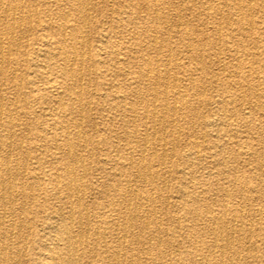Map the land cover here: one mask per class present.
I'll return each instance as SVG.
<instances>
[{"label":"rangeland","instance_id":"1","mask_svg":"<svg viewBox=\"0 0 264 264\" xmlns=\"http://www.w3.org/2000/svg\"><path fill=\"white\" fill-rule=\"evenodd\" d=\"M129 1L135 2L136 0H116V2L115 0H94V7L90 9L91 20H89L88 26L85 28L87 32L85 33L88 35L87 44L89 48V51L85 53L87 54L85 60L87 58L88 60H84L82 66L79 67L80 75L83 78L79 86L83 103L86 100L84 103L85 120L83 122L77 121V123L81 132H83V138L85 137L89 141L82 152L84 170L76 167V173L84 176L83 183L89 188V190L86 189L84 197L85 207L89 211V221L83 227V230L86 231L84 233H87V235L85 249L82 248V252L84 250V252L91 253L94 262L98 264L99 259L100 262L106 261V257L110 255L109 250L116 244L114 238H110L109 232L112 228H108L105 225L106 216H103V212H108L105 207L106 203H114L113 205L116 209L121 208V201L115 188L117 178H114L115 176L113 177L112 173L113 169L117 165H122V163L127 176L130 175L131 171L134 172V168L125 167V164H127L126 158L129 156L134 162L133 165L139 159L140 161L145 159L149 161L152 169L158 170L156 171L158 176L154 177L153 181H149L142 178L141 173L143 170L140 167V180L131 182L136 184L135 189L141 194L140 219H133V221L127 222L126 225L130 223L129 229L131 228V230H129L127 238L123 239L122 242L124 244H122L124 248H130L127 251L128 255L132 254L140 262L134 261L133 264H158L160 258L173 257L174 259V256L179 258L177 261L173 260L174 264L197 262L198 256L191 254V248L194 244L199 249L204 246L205 255L218 258L219 250L215 247H209L212 237L210 229L216 227L215 223L206 221L203 225L198 226L196 212L201 211L200 213L203 215L208 207L216 211L223 205L232 207V209L235 208L238 213L239 211L241 212L240 215L242 216V218H239L240 220L235 221L229 217L230 214L223 216L224 221L222 223L226 227L224 228L225 232H228L230 239H233L230 241L229 248L222 254L224 264H264V0H137L141 7L138 13L135 9L133 11L130 10L126 14H120L117 19L114 12L115 8L119 4H128ZM11 2L12 4H19L21 1L12 0ZM51 2L53 0H23L24 4H28L29 10L25 8L24 12L15 13V17L22 16L24 22L21 26L18 23L19 28L17 27L12 35H8L10 38L7 41L13 40H11L12 44L10 43L12 46L10 53L6 55L7 58L5 56L3 58L5 63L7 61L8 72L6 71L4 76H0V87L3 89V94L0 96L2 121L6 122V119L10 118L18 125L12 128L11 136L8 137L10 139L0 137L4 143L3 153H7L10 159H14V161L19 163L16 167L9 170L10 174H15L12 184V192L15 191V196L13 197L15 201H11V210L9 209L12 215L5 217L3 224H1L3 227L0 229V243H5L6 245L7 258L9 257L10 261L17 262L18 257L20 264H35L34 260L36 254H38V252L36 253L37 250H34L35 245L38 242L39 245L40 243L49 242V237L52 233L46 231L42 218L48 212V207L52 201L53 205L57 204L56 199L53 198L54 196L49 195L51 194L50 188L52 185L49 183L48 177L42 178L38 182V180L30 178V176L25 178L21 173H27L31 170V167L35 166L36 168L40 166L44 171L50 170V166L54 164L53 161H56L51 154H54L58 161H67L63 152L60 149L56 150L55 146L51 147V151L44 150V148L41 149L38 146L41 138L43 139L46 134L43 132V125H47V122L51 124L55 117L42 113L39 104L42 101H47L50 93L39 88V91L34 92L36 94L34 98L29 99L24 95L26 84L29 81L39 87L42 85L40 73L33 72L34 64H44L40 60V56L36 55L39 45L35 41L41 35L40 33H47L51 39H56L59 33V29L56 26H52L51 29L41 30L35 24L36 21L33 22L25 18H28L27 15L30 13V16L34 19L35 17H51L54 20H59V14L62 11L76 13L70 4V0H59L58 4H51ZM237 3L240 4L238 5ZM240 5L242 8H239ZM7 21L11 22L12 20L8 17ZM28 27L30 30H28ZM176 29L177 32H175ZM70 36L72 37V35ZM153 37L158 41V44L161 42L160 45L162 47L159 45L157 47L151 46L150 43L154 40ZM16 38L20 39L17 40ZM23 41H25V45ZM16 42L22 43L18 45ZM68 44L69 42L66 46ZM112 45L113 48H111ZM116 55V58L121 59L119 60L121 63L128 62L132 65L131 68L122 67L124 69L120 70L122 71L121 73L130 69L134 72L140 71L141 74L149 60L153 64L158 61L157 64L159 70H162L161 73L165 74L167 69L169 80H173L172 82L176 86L171 91L169 89L166 92L167 94H163L165 98L160 99L167 102L162 110H167L164 114V126L161 124L156 125L149 116L144 114L147 108L161 110L159 104L164 102L158 100L153 103L150 100L151 87L141 77L140 84L138 82L130 84L136 89L139 87L140 90V107L139 110H135L140 111V120L137 123H133L131 119H128L132 117L128 108H138L136 101H133L134 97L127 96L121 104V106H124H119L117 109L110 108L111 100L103 98V93L110 90L108 81L113 78L114 74H118V68L123 66L115 64L114 60L116 58L114 57ZM175 56H178V58H174ZM18 59L20 62H18ZM173 60L176 61L173 62ZM48 75L53 78L56 76L50 73ZM135 75L136 73L133 74V76ZM132 81L133 78L129 79V82ZM163 87L162 83L158 85L157 89L162 91L164 90ZM74 96L68 95L63 98L65 100L69 98L70 102H72L75 101ZM110 99L114 100L112 97ZM172 108L176 109V112ZM68 111L69 109L65 114L62 112V114L60 112L57 114L62 115L59 117L60 121H65L68 128L72 130L76 116L74 110ZM184 118L185 120L183 121ZM152 123L158 128L159 132H157V135L161 133L160 136L164 138L165 146L163 149L161 147H157L158 150L157 148L153 149L157 156H162L165 159L164 165H161L157 159L152 162L149 160V152L153 151L152 147L150 144L144 146L141 140L145 134L150 136L151 132L145 131V129ZM135 125L139 128L140 133V155H138L139 147L125 133L134 128L133 126ZM52 127L54 126L52 125ZM54 131H58V129ZM195 136L196 139H194ZM45 137L50 140L53 135L50 133L45 135ZM193 139L196 141H193ZM21 140L23 142L20 144L19 141ZM130 152L131 154H127ZM226 153L227 155H225ZM104 158L108 159L109 162L107 161L104 164L103 171L98 169V165L100 164L102 167ZM170 161L172 164H170ZM15 169L16 171H14ZM57 172L61 174L59 166ZM109 172L112 175L108 176ZM98 182L99 185L104 186L97 188L95 183ZM21 189L22 191H20ZM240 189H244L243 195L238 192ZM28 191L29 194L34 193L32 199L26 196ZM225 192L227 195H224ZM147 195L154 197L155 209L154 207L150 209V203L145 199ZM1 198L3 199V196L1 197L0 195ZM99 210H102V212ZM122 210H125L124 207ZM0 211L2 210L0 209ZM145 211L148 212V216ZM159 211L161 214H159ZM115 213L108 212L110 215L108 219L111 218L112 222L117 223L118 220H116ZM4 222L7 224L12 222L15 227L9 231L6 228L7 224L5 225ZM240 223L241 227L239 226ZM26 226L28 227L26 228ZM165 227L166 229H164ZM201 227H204L203 231L200 229ZM76 228L77 226H75ZM96 228L101 233L107 232L106 237L103 236L105 238L103 240L106 241L108 249L102 246L99 241H95L92 238L93 236L91 237L93 233L91 230H96ZM27 229L29 232H27ZM156 229H159V232H156ZM197 232L199 235H197ZM134 236L138 237V240L135 237L137 241L133 240ZM22 252H24L23 255ZM95 257H97L96 260ZM0 264H4L1 261V254Z\"/></svg>","mask_w":264,"mask_h":264},{"label":"bare ground","instance_id":"2","mask_svg":"<svg viewBox=\"0 0 264 264\" xmlns=\"http://www.w3.org/2000/svg\"><path fill=\"white\" fill-rule=\"evenodd\" d=\"M12 0H0V76H4L6 71H7V61L6 63L3 61V58L6 55H8L12 49L11 46V40L7 41L8 35H12L16 28L18 27V23L19 26H21L24 22V18H22V16L19 15V17H15V13L17 12H24L25 8L27 10H29V6L28 4H24L23 0H16V1H21L19 4H12L11 2ZM34 1V0H32ZM59 0H53V2H51V4H58ZM64 1V0H63ZM67 1V0H66ZM69 1V0H68ZM107 1V0H105ZM159 1V0H158ZM164 1V0H163ZM169 1V0H168ZM182 1V0H181ZM109 2V1H108ZM116 2V0H115ZM154 2V1H153ZM166 2V1H165ZM188 2V1H187ZM208 2V1H207ZM238 2V1H237ZM27 3V1H26ZM62 3V2H61ZM180 3V2H179ZM194 3V2H192ZM50 4V3H49ZM70 4L72 5L74 11L76 13H70V12H60L61 14H59V20H54L51 17L46 18H40V17H35V9H34V18H32L29 13V15H27L28 19L30 21H36L35 24L37 26L40 27L41 30H45L46 28L51 29L52 26H56L59 29V33H58V37H56V39H51L50 35H48L47 33H40L41 35L39 36V38L37 39V41H35L36 44L39 45V48L36 52L37 56H40V60L44 62V64L40 63V64H34V69L33 72L34 73H40L41 77H42V85L41 87L35 85L33 82L29 81L26 84L25 87V91H24V95L26 98H34V92L39 91V88H42L43 90L47 91L50 93V96L48 98L47 101H42L40 104L42 113H44L45 115L48 116H55L54 119L52 120V123H48L47 125H43L44 127L43 132H45L47 134H52L53 137L50 138V140H48L45 135L43 137V139L41 138V142L39 143V147L42 149L44 148V150L47 151H51L52 148L54 147L56 150L60 149L65 158L67 159V161H58V159L53 155V159H55L56 161H53V165L50 166V170L48 171H44L41 169V167H31V170H29V172L24 173L21 175H23L25 178H32L35 180H38V182L41 181L42 178L48 177L49 178V183L52 185V187L50 188V192L52 195L54 196L53 198L56 199L57 204L53 205V201L50 203L49 207H48V212L45 213L44 217L42 218L43 223H45V228L46 231H50L52 234H50L49 237V242L45 243V244H41L39 245V242L35 245L34 250H37L36 253L38 252V254H36V258L34 260L35 264H97V262L95 263L93 260V256L91 255V253L89 252H82V248H84L85 246V240H86V235L87 233H84L85 230H83L84 225H86L89 221V211L88 208L85 207V202H84V197H85V193H86V189L89 190V188L87 187V185H85L83 183V175H78L76 173V167L81 168L82 170H84V162H83V156H82V152L85 149V146L87 144V142L89 141V139L87 140L85 137V139L82 136L80 127L77 123L78 122H83L85 120V111H84V103H83V98H82V92L80 89V84L83 80L82 76L80 75V69L79 67L82 66L84 60H85V56L87 54L86 51H89L88 48V35L86 34L87 32L85 31V28L88 26L89 20L90 19V9L92 7H94V0H70ZM125 4V2H124ZM165 5V3H163ZM238 5L240 3H237ZM35 5V4H34ZM38 5L40 6L39 2ZM44 5V4H43ZM64 5V4H63ZM155 5V4H153ZM237 5V6H238ZM33 6V5H32ZM31 6V7H32ZM36 6V5H35ZM35 6H33L35 8ZM68 6V5H66ZM145 6V5H144ZM205 6V5H204ZM209 6H211L209 4ZM50 8V7H49ZM140 3L137 2V0L134 2H130L128 4L125 5H121L119 4V6H117V8H115L114 12L116 13V18H119L120 14H126L128 13V11H133L134 9L136 10V12L138 13L140 11ZM155 8V7H154ZM159 8V7H158ZM166 8V7H165ZM169 8V7H168ZM172 8V7H171ZM197 8V7H196ZM239 8H242L241 5L239 6ZM238 8V9H239ZM250 8V7H249ZM255 8V7H254ZM146 9V7H145ZM143 9V10H145ZM151 9V7H150ZM161 9V8H160ZM167 9V8H166ZM170 9V8H169ZM168 9V10H169ZM209 9V8H208ZM50 10V9H48ZM167 10V12H168ZM249 10V9H248ZM254 10V9H253ZM73 11V10H72ZM110 11V10H108ZM147 11V10H146ZM156 11V10H154ZM159 11V10H158ZM162 11V10H161ZM174 11V9H173ZM182 11V10H181ZM207 11V10H206ZM238 11V10H237ZM96 12V11H95ZM98 12V11H97ZM135 12V13H136ZM149 12V11H148ZM157 12V11H156ZM176 12V11H175ZM162 13V12H161ZM242 13V11H241ZM239 13V14H241ZM250 13V12H249ZM28 14V11H27ZM57 14V13H56ZM197 14V13H196ZM219 14V12H218ZM226 14V13H225ZM110 15V13H109ZM133 15V14H132ZM149 15V14H148ZM168 15V14H167ZM176 15V14H175ZM195 15V14H194ZM211 15V14H210ZM155 16V15H154ZM173 16V15H172ZM178 16V15H177ZM176 16V18H177ZM220 16V15H219ZM10 17V19L12 20L11 22L7 21V18ZM25 17V16H24ZM92 17V16H91ZM109 17V16H108ZM115 17V16H114ZM149 17V16H148ZM162 17V16H161ZM191 17V16H190ZM196 17V16H195ZM242 17V16H241ZM124 18V17H123ZM156 18V17H155ZM250 18V17H249ZM132 19V18H131ZM143 19V18H142ZM157 19V18H156ZM162 19V18H161ZM175 19V18H174ZM239 19V18H238ZM145 20V19H143ZM178 20V19H177ZM220 20V18H219ZM129 21V20H128ZM132 21V20H131ZM137 21V20H136ZM151 21V20H150ZM170 21V20H169ZM252 21V19H251ZM29 22V21H28ZM116 22V21H115ZM123 22V21H122ZM130 22V21H129ZM128 22V23H129ZM143 22V21H142ZM161 22V21H160ZM159 22V23H160ZM164 22V21H163ZM162 22V23H163ZM173 22V21H172ZM179 22V21H178ZM187 22V21H186ZM219 22V21H218ZM242 22V21H241ZM133 23V22H132ZM144 23V22H143ZM152 23V22H151ZM168 23V22H167ZM181 23V22H180ZM223 23V22H222ZM251 23V22H250ZM93 24V23H92ZM142 24V23H141ZM171 24V23H170ZM218 24V23H217ZM249 24V23H248ZM252 24V23H251ZM131 25V24H130ZM148 25V24H147ZM160 25V24H159ZM181 25V24H178ZM228 25V24H227ZM104 26V25H103ZM169 26V25H168ZM186 26V24H185ZM30 27V25H29ZM28 27V30H30ZM55 27V28H56ZM120 27V26H119ZM123 27V26H122ZM143 27V26H142ZM162 27V25H161ZM175 27V25H174ZM220 27V26H219ZM250 27V25H249ZM19 28V27H18ZM132 28V27H131ZM130 29V28H129ZM136 29V28H135ZM157 29V28H156ZM5 30V31H4ZM24 30V29H23ZM114 30V29H113ZM127 30V29H126ZM143 30V29H142ZM167 30V29H166ZM248 30V29H246ZM252 30V29H251ZM262 30V29H261ZM25 31V30H24ZM40 31V30H39ZM107 31V29H106ZM133 31V30H132ZM165 31V30H164ZM32 32V31H31ZM38 32V31H37ZM45 32V31H44ZM57 32V30H56ZM67 32V33H66ZM86 32V33H85ZM109 32V31H108ZM117 32V31H116ZM143 32V31H142ZM151 32V31H150ZM177 32V29L176 31ZM247 32V31H246ZM251 32V31H250ZM19 33V31H18ZM36 33V32H35ZM34 33V34H35ZM105 33V32H104ZM132 33V32H131ZM145 33V31H144ZM154 33V31H153ZM168 33V32H167ZM194 33V32H193ZM218 33V32H217ZM20 34V33H19ZM32 34V33H31ZM33 34V35H34ZM163 34V33H162ZM195 34V33H194ZM204 34V33H203ZM250 34V33H249ZM18 35V34H17ZM36 35V34H35ZM72 35V37L70 36ZM132 35V34H131ZM139 35V34H138ZM153 35V34H152ZM229 35V34H228ZM244 35V34H243ZM26 36V35H24ZM133 36V35H132ZM155 36V35H154ZM192 36V35H191ZM198 36V35H197ZM225 36V35H224ZM16 37V36H15ZM20 37V35H19ZM108 37V36H107ZM127 37V36H126ZM130 37V36H129ZM187 37V36H186ZM185 37V39H186ZM190 37V36H189ZM205 37V36H204ZM12 38V37H11ZM26 38V37H24ZM154 38V37H153ZM180 38V37H179ZM199 38V36H198ZM220 38V37H219ZM17 39V38H16ZM20 39V38H18ZM17 39V40H18ZM157 39V38H156ZM197 39V38H196ZM203 39V38H202ZM104 40V39H103ZM102 40V41H103ZM127 40V39H126ZM137 40V39H136ZM159 40V39H158ZM199 40V39H198ZM207 40V39H206ZM13 41V40H12ZM26 41V40H25ZM23 41V43L25 42ZM69 42L68 46L67 43ZM151 41V40H150ZM209 41V40H208ZM221 41V40H220ZM227 41V40H226ZM19 42V41H18ZM18 42H16L18 45H20ZM200 42H202L200 40ZM11 43V44H10ZM106 43V42H105ZM108 44V43H107ZM147 44V43H146ZM151 46L152 47H157L158 45L161 46V42L160 44H158V41L152 40L151 41ZM190 44V43H189ZM209 44V43H208ZM17 45V46H18ZM25 45V43H24ZM225 45V44H224ZM237 45V44H236ZM23 46V45H22ZM27 46V44H26ZM109 46V44H108ZM149 46V45H148ZM166 46V45H165ZM187 46V45H186ZM25 47V46H24ZM23 47V48H24ZM31 47V46H30ZM90 47V46H89ZM111 47V46H110ZM134 47V46H133ZM162 47V46H161ZM169 47V46H168ZM241 47V46H240ZM22 48V50H23ZM88 48V50H87ZM113 48V45L112 47ZM122 48V47H121ZM120 48V49H121ZM151 48V47H150ZM149 48V50H150ZM160 48V47H159ZM158 48V49H159ZM230 48V47H229ZM17 49V48H16ZM15 49V50H16ZM186 49H188V47H186ZM219 49V48H218ZM225 49V48H224ZM108 50V49H107ZM111 50V49H110ZM138 50V48H137ZM189 50V49H188ZM160 51V50H159ZM165 51V49H164ZM196 51V50H195ZM219 51V50H218ZM100 52V51H99ZM137 52V51H136ZM178 52V50H177ZM201 53V51H199ZM23 53V52H22ZM160 53V52H159ZM190 53V52H189ZM199 53V54H200ZM237 53V52H236ZM18 54V53H17ZM89 54V53H88ZM129 54V53H128ZM134 54V53H133ZM149 54V53H148ZM155 54V53H154ZM164 54V53H163ZM118 55V54H117ZM117 55L114 57L116 58ZM176 55V53H175ZM217 55V54H216ZM238 55V54H237ZM236 55V56H237ZM133 56V55H132ZM155 56V55H154ZM153 56V57H154ZM179 56V55H178ZM178 56H175L174 58H178ZM256 56V55H255ZM9 57V56H8ZM89 57V56H88ZM139 57V56H138ZM145 57V56H144ZM152 57V58H153ZM166 57V56H165ZM170 57V56H169ZM142 58V57H141ZM167 58V57H166ZM245 58V57H244ZM98 59V58H97ZM192 59V58H191ZM239 59V58H238ZM243 59V58H242ZM8 60V59H6ZM19 60V59H18ZM88 60V58H87ZM85 60V61H87ZM116 60V61H115ZM114 60L115 64H120L123 65L120 68H118V74H114L113 78L110 79V81H108V84L110 85V90L106 91L103 93V98H105V100H111V105L110 108L112 109H117L119 106H121V104L123 103V101L125 100V98H127V96H132L134 97L133 101L135 100L137 103V109H133V108H128V111L131 113L130 118L131 121L133 123H137L138 120H140V111H135V110H139L140 107V90L139 87L136 89V87H132L130 84H134L137 83L140 84V77L142 79H144V81L148 82V84L151 87V93H150V100L154 103L163 97V94H167L166 92L171 91V89H173L176 85L175 83L173 84V80H169V76L167 74V69L165 70L166 73H161V71L159 70L158 64L155 61L154 64L149 60L147 62L146 60V68H144V71H142V73L140 74V71H132V70H127L126 72L121 73L122 71H120L121 69H124L122 67H127V68H131L132 65H130V63H121L119 60H121L120 58H116ZM135 60V59H134ZM170 60V59H169ZM199 60V59H198ZM216 60V59H215ZM220 60V59H219ZM34 61V60H33ZM99 61V60H98ZM166 61V60H165ZM163 61V62H165ZM176 61V60H175ZM173 60V62H175ZM209 61V60H208ZM214 61V60H213ZM20 62V60L18 61ZM102 62V60H101ZM161 62V61H160ZM221 62V61H220ZM103 64V63H102ZM201 64V63H199ZM226 64V63H225ZM17 65V64H16ZM114 65V64H113ZM175 65V64H174ZM195 66V65H193ZM87 67V66H86ZM162 67V66H161ZM176 67V66H174ZM196 67V66H195ZM223 67V66H222ZM249 67V66H247ZM93 68V67H91ZM104 68V66H103ZM261 68V67H260ZM11 69V68H10ZM32 69V68H31ZM88 69V67H87ZM207 69V68H206ZM15 70V69H14ZM110 70V68H109ZM180 70V69H179ZM210 70V67H209ZM250 70V69H249ZM248 70V71H249ZM13 71V70H11ZM16 71V70H15ZM124 71V70H123ZM183 71V70H182ZM200 71V70H199ZM223 71V70H222ZM8 72V71H7ZM10 72V71H9ZM108 72V71H107ZM205 72V71H204ZM53 74L56 75L54 78L51 77L48 74ZM136 73L135 76H133V74ZM239 73V72H238ZM8 74V73H7ZM186 74V73H185ZM206 74V73H205ZM218 74V73H217ZM11 75V74H10ZM20 75V74H19ZM13 76V75H12ZM87 76V75H86ZM190 76V75H189ZM9 77V76H8ZM85 77V76H84ZM174 77V75H173ZM176 77V76H175ZM182 77V76H181ZM7 78V77H6ZM10 78V77H9ZM58 78H60V80H58ZM88 78V77H87ZM93 78V77H91ZM132 82H129V79H132ZM3 79V78H2ZM19 79H21L19 77ZM175 79V78H174ZM258 80V79H257ZM8 81H10L8 79ZM20 81V80H19ZM24 81V80H23ZM175 81V80H174ZM193 81V78H192ZM2 82V81H1ZM87 82V81H86ZM128 82V84H127ZM163 83V88L164 90L159 91L158 85ZM185 82V81H184ZM3 84V82H2ZM161 86V85H160ZM188 87V86H187ZM193 87V85H192ZM254 87V86H253ZM128 91H125V90ZM136 89V90H134ZM177 89V88H176ZM175 89V90H176ZM180 89V88H179ZM145 92V91H144ZM186 92V90H185ZM185 92H183L185 94ZM254 92V91H252ZM179 93V92H178ZM3 94V89L0 87V96ZM85 94V93H84ZM19 95V94H18ZM44 95V94H43ZM68 95H75L74 99L75 101L70 102L69 98L68 100H65L63 97L64 96H68ZM94 95V94H93ZM172 95V94H171ZM170 95V98H171ZM177 95V93H176ZM9 96V95H8ZM167 96V95H166ZM187 96V95H186ZM110 97L114 98V100L110 99ZM173 97V96H172ZM179 97V96H178ZM71 98V97H70ZM89 98V97H88ZM15 99V98H14ZM116 99V100H115ZM145 99V98H144ZM174 99V98H172ZM8 101V100H7ZM16 101V100H15ZM24 101V100H23ZM98 101V100H97ZM162 102H164V100H160ZM170 101V100H169ZM221 101V100H219ZM3 102V101H2ZM9 102V101H8ZM14 102V101H13ZM74 102V103H73ZM95 102V100H94ZM107 102V101H106ZM176 102V101H175ZM222 102V101H221ZM0 103H1V99H0ZM142 103V102H141ZM147 103V102H146ZM151 103V102H150ZM182 103V102H181ZM180 103V105H181ZM16 104V103H15ZM14 104V105H15ZM75 104V105H74ZM129 104V103H128ZM167 104V102H164L163 104L160 103L159 106L161 108V110H158L157 108H147L145 109V115L149 116L153 122L157 124H161L162 126L164 123V114L167 111H162L163 110V106H165ZM172 104V103H171ZM4 105V104H3ZM88 105V103H87ZM147 105V104H146ZM177 105V104H176ZM183 105V104H182ZM193 105V104H192ZM248 105V104H246ZM257 105H259L257 103ZM124 105H122L121 107H123ZM173 106V105H172ZM171 106V107H172ZM201 106V105H200ZM26 107V106H25ZM132 107V106H131ZM147 107V106H146ZM174 107V106H173ZM250 107V106H249ZM14 108V106H13ZM145 108V107H144ZM190 108V107H189ZM8 109V108H7ZM69 109L68 112H70V110H74L75 116L76 118L74 119V124H73V129L70 130L67 126V124L65 123V121H60V116L57 113H66V111ZM88 109V108H87ZM86 109V110H87ZM99 109V108H98ZM125 109V108H124ZM164 109H166L164 107ZM174 109V108H172ZM183 109V107H182ZM181 109V110H182ZM14 110V109H13ZM176 109H174V112ZM180 110V111H181ZM99 111V110H98ZM195 111V110H193ZM257 111V110H256ZM14 112V111H13ZM103 112V111H102ZM164 112V113H163ZM55 113V114H54ZM61 113V114H62ZM89 113V112H88ZM173 113V112H172ZM247 113V112H246ZM14 114V113H13ZM43 114V115H44ZM143 114V115H144ZM174 114V113H173ZM142 115V116H143ZM176 115V114H175ZM221 115V114H220ZM223 115V114H222ZM7 116V114H6ZM16 116V115H14ZM26 116V115H25ZM68 116V115H67ZM66 116V117H67ZM116 116V115H115ZM171 116V114H170ZM255 116V115H254ZM9 117V116H8ZM57 117V118H56ZM180 117V116H179ZM184 117V116H182ZM15 118V117H14ZM21 119V118H20ZM32 119V118H30ZM172 119V118H170ZM169 119V120H170ZM216 119V118H215ZM214 119V120H215ZM185 120V118L183 119V121ZM129 121V120H128ZM158 121V122H156ZM174 121V120H172ZM249 121V120H248ZM260 121V120H259ZM37 122V121H36ZM171 123V121H169ZM253 122V121H252ZM261 123V122H260ZM24 124V123H23ZM145 124V123H144ZM168 124V122H167ZM174 124V122H173ZM172 124V125H173ZM184 124V123H183ZM17 124L15 123V121L9 119H6V122L2 121V107L0 104V137H4V138H8L11 136V132L13 131L12 128L14 126H16ZM52 125L55 127H52ZM156 125L154 123H152V125L146 127L145 131H150L151 134L150 136H148L147 134H145V136H143V138L141 139L144 146L146 144H150L152 147V150L157 147H161L163 149V147L165 146V142H164V138H162L160 136V134L157 135L158 128H156ZM178 125V124H177ZM18 126V125H17ZM33 126V125H32ZM37 126V125H35ZM179 126V125H178ZM91 127V126H90ZM134 128H132L130 131L125 132L126 135L131 138L132 142H134L136 144L137 147H139L138 150V155H140V133H139V128L137 127V125L133 126ZM136 127V128H135ZM172 128V127H171ZM32 129V128H31ZM58 129V131H54ZM94 129V127H93ZM165 129V128H163ZM142 130V129H141ZM180 130V129H179ZM15 131V130H14ZM27 131V130H26ZM49 131V132H48ZM54 131V132H53ZM89 131V130H88ZM166 131V129H165ZM172 131V130H171ZM91 132V130H90ZM173 132V131H172ZM146 133V132H145ZM164 133V132H163ZM180 133V132H177ZM39 134V133H38ZM44 134V133H43ZM165 134V133H164ZM17 135H19L17 133ZM26 135V134H25ZM152 135V136H151ZM172 135V134H171ZM179 135V134H178ZM180 136V135H179ZM93 137V136H92ZM206 137V136H205ZM83 138V139H82ZM178 138V137H176ZM2 139V138H1ZM0 139V195L1 197L3 196V199L1 198L0 200V209L2 211H0V229H2L3 225V219L11 214V201L15 199H13L14 192L13 191V181L15 179V174L12 175L10 174L9 170L13 167H16L19 163L17 161H14V159H10L9 155H7V153H3L4 151V143L3 141ZM10 139V138H8ZM7 139V141H8ZM172 139V138H171ZM196 139V136L195 138ZM193 141H196L194 140ZM177 140V139H176ZM57 141H59V143H57ZM192 141V142H193ZM202 141V140H201ZM23 141H19V143L21 144ZM171 142V141H170ZM215 142V141H214ZM14 143V142H13ZM168 143V142H167ZM196 143V142H195ZM11 144V143H10ZM171 144V143H170ZM193 144V143H192ZM197 144V143H196ZM194 144V145H196ZM241 144V143H240ZM251 144V143H250ZM172 145V144H171ZM126 146V145H125ZM143 146V147H144ZM149 146V145H148ZM197 146V145H196ZM52 147V148H51ZM195 147V146H194ZM244 148V146H242ZM204 148V147H203ZM209 148V147H208ZM13 149V148H12ZM98 149V148H97ZM171 149V147H170ZM142 150V149H141ZM154 150L152 152H149L148 154L150 155V159L151 162L152 161H156V159L158 160V162L161 163V165H164L165 163V159L162 157L157 156L156 152H154ZM158 150V148H157ZM199 150V149H198ZM210 150V149H209ZM9 151V150H8ZM164 151V150H163ZM173 152V150H171ZM201 151V149H200ZM27 152V150H26ZM216 152V151H215ZM9 153V152H8ZM11 153V152H10ZM35 153V152H34ZM125 153V151H124ZM189 153V152H188ZM237 153V152H235ZM248 153V152H246ZM4 154V155H3ZM29 154V153H28ZM127 154H131L127 153ZM213 154V153H212ZM12 155V154H11ZM30 155V154H29ZM190 155V154H189ZM227 155V153L225 154ZM15 156V154H14ZM28 156V155H27ZM26 156V157H27ZM91 156V155H90ZM197 156V155H196ZM25 157V158H26ZM143 157V156H142ZM246 157V156H245ZM248 157V156H247ZM136 158V157H135ZM141 158V157H139ZM166 158V157H165ZM199 158V157H198ZM197 158V159H198ZM211 158V157H210ZM16 159V158H15ZM142 159V158H141ZM126 163L125 167H131L134 168V172H130V175L127 176V174H125V170L123 167V163L122 165H117L116 168L113 169V177L117 178V180L115 181V188L118 192V198L121 201V208L119 207V209H116L115 206L113 205L114 203H106L105 207L107 208L108 212L110 213H114L116 212V220H118V222L114 223L112 222L111 218L108 219V217L110 216L108 214V212H103V216H106L105 218V225L108 228H112L110 229V238H114V240L116 241V244H114V246L109 250L110 255L106 257V261H101L99 259L98 264H133V262H137L140 263L139 260H137L132 254L127 253V251L130 248H124L123 247V239L125 240L127 238V236L129 235L128 233L130 232L129 230H131V228L129 229V224H127V222L129 221H133V219H140V196L141 194L137 191V189H135L136 184L131 183V182H136L138 180H140V177L142 176V178L147 179L149 181H153V178L158 176V170L152 169V167L150 166L149 161H146L145 159H142L140 161L135 163L133 162L132 158H130L129 156L126 158ZM173 160V159H172ZM107 161L109 162L108 159H103V164L102 167L100 166V164L98 165V169H102L104 171V164L107 163ZM148 162V163H147ZM171 162V161H170ZM260 162V161H258ZM262 163V162H261ZM24 164V163H23ZM33 164V161H32ZM172 164V162L170 163ZM21 166V165H20ZM58 166L61 170V174H59L57 172L58 170ZM113 166V165H112ZM158 166V165H157ZM156 166V169H157ZM171 166V165H170ZM175 166V165H174ZM22 167V166H21ZM140 167L142 168L143 172L141 173L140 176ZM169 167V166H168ZM154 168V167H153ZM30 169V168H28ZM23 170V169H22ZM109 170V168H108ZM262 170V169H260ZM16 171V169L14 170ZM27 171V170H25ZM107 171V170H106ZM169 171V170H168ZM83 172V171H82ZM196 172V171H195ZM209 172V171H208ZM217 172V171H216ZM233 172V171H232ZM15 173V172H14ZM107 173V172H106ZM162 173V172H161ZM206 173V172H205ZM111 172H109L108 176L112 175ZM188 174V173H187ZM163 175V174H162ZM185 175V174H183ZM215 175V174H214ZM100 176V175H99ZM117 176V177H116ZM188 176L190 177V175L188 174ZM234 176V175H233ZM21 177V176H20ZM104 177V176H102ZM201 177V176H200ZM191 178V177H190ZM163 179V178H162ZM165 180V179H164ZM114 181V180H113ZM156 181V179H155ZM145 182V181H144ZM165 182V181H164ZM36 184V183H35ZM134 186H133V185ZM164 184V183H163ZM260 185V184H259ZM95 186H97V188H100L104 185H99L98 183H95ZM152 187V186H151ZM179 188V186H178ZM190 189V188H189ZM29 190V189H28ZM158 190V189H157ZM183 190V189H182ZM195 190V189H194ZM238 190V189H237ZM22 191V189L20 190ZM214 191V190H213ZM247 191V190H246ZM31 192V191H30ZM42 192V191H41ZM101 192V191H100ZM107 192V191H106ZM183 192V191H182ZM240 194H244V189H240ZM149 193V192H148ZM161 193V192H160ZM184 193V192H183ZM186 193V192H185ZM235 193V192H234ZM46 194V193H45ZM152 194V193H151ZM159 195V194H158ZM165 195V194H164ZM224 195H227L226 192L224 193ZM26 196L34 197V193H30L28 191V194H26ZM144 197V196H143ZM168 197V196H167ZM178 197V196H177ZM145 198V197H144ZM164 198V197H163ZM42 199V198H41ZM51 199V198H50ZM148 203H150V209H152L154 207V197H152L151 195H147L146 198ZM223 199V198H222ZM23 200V199H22ZM159 200V199H158ZM24 201V200H23ZM164 201V199H163ZM222 201V200H221ZM166 202V201H164ZM184 202V201H183ZM264 202V201H263ZM223 203V201H222ZM229 204V203H228ZM248 204V203H247ZM20 205V203H19ZM23 205V204H22ZM246 205V204H245ZM48 206V205H47ZM159 206V205H158ZM230 206V205H229ZM248 206V205H247ZM17 207V206H16ZM22 207V206H21ZM124 207L125 210H122ZM160 207V206H159ZM165 207V206H164ZM23 208V207H22ZM207 208V207H206ZM221 208V209H220ZM219 209L215 210H211L210 207H208L205 210V213L203 215H201L202 213L200 212H196L197 213V221H198V226H201L204 224V222L209 221V222H214L216 227H213L210 229V232L212 233V237H211V241L209 242V247L210 248H217L219 250V257L218 258H214V257H210L205 255L204 250L205 247H201L200 249L197 247V245H193L191 248V254L197 255L198 259L197 262H189L187 264H224L223 259H222V254L225 250H227L229 248L230 245V241L233 239H230V234L228 232H225L226 227H224V223H222L223 220V216L230 214V218L235 221L238 220L239 218H242V216L240 215L241 212L239 211V213L234 209H232V207H228L223 205L222 207H220ZM247 208V207H245ZM10 209V210H9ZM155 209V207H154ZM142 210V209H141ZM147 210V209H146ZM165 210V209H164ZM102 212V210H99ZM148 211V210H147ZM147 211L146 214L148 213ZM154 211V210H153ZM152 212V211H151ZM247 213V212H246ZM159 214L160 211H159ZM183 214V213H182ZM152 215V214H151ZM154 215V214H153ZM177 215V214H175ZM248 215V214H247ZM148 216V214H147ZM156 216V215H155ZM184 216V215H183ZM244 216V215H243ZM11 217V216H10ZM159 217V215H158ZM9 218V217H8ZM18 218V217H17ZM174 218V217H173ZM264 218V217H263ZM108 219V220H106ZM176 219V218H175ZM230 219V220H231ZM262 219V218H261ZM5 220V219H4ZM8 220V219H7ZM11 220V219H10ZM113 220H115L113 218ZM122 220V221H121ZM240 220V219H239ZM260 220V219H259ZM155 221V220H154ZM158 221V220H157ZM256 221V220H255ZM262 221V220H261ZM148 222V221H147ZM146 222V223H147ZM160 222V221H158ZM179 222V221H178ZM240 222V221H239ZM5 223V222H4ZM188 223V222H187ZM194 223V222H193ZM234 224V222H232ZM7 223H5L6 225ZM139 224V223H138ZM149 224V222H148ZM159 224V223H158ZM157 224V225H158ZM209 224V223H208ZM19 225V223H18ZM193 225V224H192ZM195 225V224H194ZM227 225V223H226ZM232 225V224H231ZM229 225V226H231ZM20 226V225H19ZM75 226H77V228L75 229ZM133 226V225H132ZM189 226V225H188ZM213 226V224H212ZM211 226V227H212ZM228 226V227H229ZM241 227V223L239 225ZM252 226V225H250ZM15 227L14 223H8L6 225V228L10 231L11 229H13ZM28 226H26L27 228ZM86 227V226H85ZM141 227V226H139ZM160 227V226H159ZM142 228V227H141ZM178 228V227H177ZM204 227H201L200 229L203 231ZM209 228V227H208ZM207 228V229H208ZM21 229V227H20ZM85 229V228H84ZM138 229V228H137ZM166 229V227L164 228ZM247 229V228H246ZM28 230V229H27ZM255 230V229H254ZM8 231V232H9ZM93 233L91 234V237L95 239V241H99V243H101L102 246L106 247L108 249V245L106 243V241L103 240L104 237H106L107 232H103L101 233L100 231L97 230H91ZM162 231V230H161ZM197 231V230H196ZM199 231V230H198ZM230 231V230H229ZM257 231V230H256ZM23 232V231H22ZM29 232V230L27 231ZM26 232V233H27ZM86 232V231H85ZM156 232H159V229H156ZM164 232V230H163ZM200 232V231H199ZM7 233V232H6ZM19 233V232H18ZM24 233V232H23ZM145 233V232H144ZM155 233V232H154ZM166 233V232H164ZM182 233V232H181ZM203 233V232H201ZM256 233V232H255ZM3 234V233H2ZM11 234V232H10ZM15 234V233H14ZM25 234V233H24ZM156 234V233H155ZM196 234V232H195ZM232 234V232H231ZM247 234V233H246ZM131 235V234H130ZM194 235V234H193ZM197 235L198 232H197ZM243 235V234H242ZM18 236V235H17ZM16 236V237H17ZM104 236V237H103ZM233 236V235H232ZM8 237V234H7ZM21 237V234H20ZM31 237V236H30ZM138 240L137 236H134L133 240L135 239ZM146 237V236H145ZM167 237V236H166ZM256 237V236H255ZM9 238V237H8ZM7 238V241H8ZM18 238V237H17ZM91 238V239H92ZM147 238V237H146ZM151 238V237H150ZM232 238V237H231ZM248 238V237H247ZM105 239V238H104ZM135 239V240H136ZM152 239V238H151ZM154 239V237H153ZM166 239V238H165ZM136 240V241H137ZM195 240V238H194ZM193 240V241H194ZM237 240V238H236ZM247 240V239H246ZM256 240V239H255ZM24 241V240H23ZM142 241V240H141ZM180 241V240H179ZM239 241V239H238ZM257 241V240H256ZM159 242V241H157ZM9 243V242H8ZM30 243V241H29ZM123 243V244H122ZM236 243V242H234ZM238 243V242H237ZM1 244V243H0ZM160 244V243H159ZM10 245V243H9ZM18 245V244H17ZM157 245V244H156ZM244 245V244H243ZM16 246V245H15ZM14 246V247H15ZM143 246V245H142ZM158 246V245H157ZM168 246V245H167ZM177 246V244H176ZM236 246V245H235ZM169 247V246H168ZM142 248V247H141ZM159 248V247H158ZM161 248V247H160ZM6 245L5 243H2L0 245V254H1V261L4 264H20L21 262H18V257H17V262L14 261H10L7 256H6ZM16 249V248H14ZM85 249V248H84ZM91 249V248H90ZM167 249V248H166ZM10 250V249H9ZM89 250V249H88ZM87 250V251H88ZM16 251V250H15ZM93 251V250H92ZM104 251V250H103ZM158 251V250H157ZM212 251V250H211ZM149 252V251H148ZM170 252V251H169ZM186 252V251H185ZM238 252V251H237ZM24 252H22L23 255ZM159 253V252H158ZM190 253V252H189ZM212 253V252H211ZM16 254V252H15ZM96 254V253H95ZM100 254V253H99ZM213 254V253H212ZM233 254V253H232ZM217 255V254H216ZM230 255V254H229ZM169 256V255H168ZM137 257V256H136ZM83 258L85 259L83 261ZM97 257H95L96 260ZM130 258V259H129ZM196 258V257H195ZM159 259V258H158ZM179 258L178 256H174L172 258H168L167 259H159L158 264H174L173 260L177 261ZM235 259V257H234ZM250 259V258H249ZM191 260V259H190ZM236 260V259H235ZM252 263V261H251ZM240 264V263H239Z\"/></svg>","mask_w":264,"mask_h":264}]
</instances>
